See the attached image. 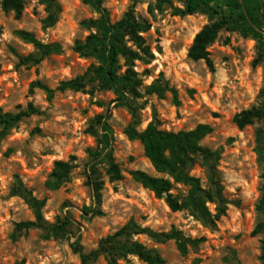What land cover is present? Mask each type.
Listing matches in <instances>:
<instances>
[{"label":"rangeland","instance_id":"1","mask_svg":"<svg viewBox=\"0 0 264 264\" xmlns=\"http://www.w3.org/2000/svg\"><path fill=\"white\" fill-rule=\"evenodd\" d=\"M57 1L62 13L51 28L43 25L47 15L40 0L28 1L20 19L5 13L0 4V109L16 113L32 103L40 111L0 138V264H82L73 252V243L79 241L90 252L130 221L155 233L177 230L192 239H205L182 256L174 241L162 244L146 236L135 238L160 254L164 264H192L195 259L201 264H263L264 232L253 233L264 223V214L258 209L264 166L259 163L256 146V132L264 131V119L244 130H239L233 119L241 111L263 104L264 48L238 31L224 30L209 48L215 65L211 72L205 62L190 60L188 51L195 36L216 18L201 13L175 15V9H183L184 0H102L112 22L131 13L147 27L141 36L154 60L150 65L136 62L134 69L143 80L140 91L144 94L133 101L140 122L137 129L143 131L151 123L169 132L192 130L199 124L214 129L202 146L221 154L217 171L229 206L217 227L211 229L189 210L172 211L165 199L134 181L130 173L137 170L166 176L154 170L142 144L126 136L132 115L126 108L115 107L113 92L91 87L85 92H56L51 102L42 90L31 92L34 82L56 89L96 63L80 57L73 47L75 41L90 34L82 22L97 19L99 14L82 0ZM205 1L218 10L226 9V0ZM255 7L264 32V0H255ZM20 32L32 33L44 44H59L63 52L38 65H22L21 57L39 53L19 37ZM125 70L123 67L121 72ZM160 74L177 90L179 107L171 94L165 99L145 94ZM108 113L109 144L123 177L115 182L110 180L107 160H95L92 154L104 147L105 133L96 119ZM58 161L70 162L74 168L68 181L52 191L46 183ZM190 174L210 189L209 171L201 158ZM17 184L46 200L43 214L47 223L68 219L67 232L59 237H47L40 229L16 232L17 223L34 219L31 208L14 195ZM187 190L174 184L171 194L181 203ZM208 207L215 213L214 204ZM94 264L107 262L101 257ZM119 264L144 263L128 255Z\"/></svg>","mask_w":264,"mask_h":264},{"label":"trees","instance_id":"2","mask_svg":"<svg viewBox=\"0 0 264 264\" xmlns=\"http://www.w3.org/2000/svg\"><path fill=\"white\" fill-rule=\"evenodd\" d=\"M30 0H0L1 8L5 13H13L15 18L20 19L26 4ZM84 4L91 6L99 18L82 22V26L90 31L84 40H77L73 50L82 58L92 59L96 63L91 65L82 75L60 83L56 89H51L42 82L37 81L31 85V92L35 89L42 90L49 102L56 92H85L91 87L97 91H110L116 96L114 103L116 108H126L132 115V122L126 129L125 134L131 141H139L144 149L145 157L149 160L154 170L166 177H154L143 171H132L130 174L135 182L143 188L153 192L159 199H165L172 211L189 210L192 215L206 227L215 229L218 222L227 214L229 202L224 196L223 187L218 176V163L221 159L219 151H212L202 146L203 140L210 136L214 129L208 124H199L188 131L169 132L161 130L151 123L143 131L137 128L140 125L133 101L143 97L140 91L143 86L141 76L134 70L136 62L150 65L154 60L150 48L146 45L141 34L147 27L138 22L131 13L126 14L121 20L112 22L102 0H82ZM135 2L136 0H131ZM44 6L46 18L43 21L45 28L55 26L62 13V7L57 0H40ZM226 9L218 10L205 0H184L183 9H175L174 14L180 17L192 16L201 13L214 19L210 25L202 29L194 38L188 51V58L194 62L203 61L211 72L215 71V65L209 53V48L216 42L222 31H238L244 38L256 40L260 47L264 48V32L255 0H226ZM19 37L34 46L38 56L30 54L20 58L22 65H38L52 55L63 52L59 44H44L37 40L32 33L20 32ZM124 65L121 66V62ZM123 67L126 70L122 73ZM148 72V71H146ZM145 94L155 95L159 99H165L171 94L173 103L177 107L181 102L177 90L170 86L165 77L160 76L146 88ZM40 111L32 104L16 113L4 112L0 109V138L6 136L22 120L39 114ZM111 117L100 115L96 122L101 126L103 135V150L94 153L95 160H107L109 164L110 180L120 181L122 175L118 165L115 164L112 149L109 144L108 132L110 127L107 123ZM264 119V100L261 107H252L236 114L233 122L239 130L253 125L256 121ZM256 146L259 163L264 166V131L257 130ZM201 158L209 171L210 189H206L200 180L190 174V169ZM70 162L58 161L46 187L55 191L68 181L73 170ZM264 178V177H263ZM174 184L185 186L187 195L179 203L171 194ZM14 195L20 197L31 208L34 219L17 223L16 232L40 229L47 237H59L67 232L70 226L68 219L55 224L46 222L43 210L46 200L38 199L22 184L14 188ZM208 204L215 205V213H212ZM264 214V186L262 197L258 206ZM264 232V223L257 226L253 234ZM138 236H146L156 243L174 241L182 256H187L190 249H197L204 238L192 239L186 237L181 231L155 233L150 229L141 228L134 221L128 222L114 234L103 238L96 249L86 252L79 241L72 244L73 252L79 255L82 264H94L104 257L107 264H119V261L128 255L138 257L144 264H164V259L155 250L147 248L137 241ZM262 263L264 264V243L262 246ZM16 264H23L16 263ZM192 264H201L200 259H195Z\"/></svg>","mask_w":264,"mask_h":264}]
</instances>
